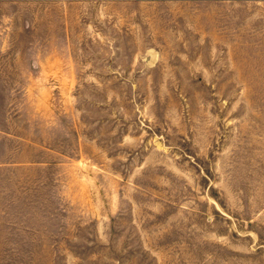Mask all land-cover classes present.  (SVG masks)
<instances>
[{"label": "rangeland", "instance_id": "1", "mask_svg": "<svg viewBox=\"0 0 264 264\" xmlns=\"http://www.w3.org/2000/svg\"><path fill=\"white\" fill-rule=\"evenodd\" d=\"M208 1L0 0V264H264V37Z\"/></svg>", "mask_w": 264, "mask_h": 264}, {"label": "crops", "instance_id": "2", "mask_svg": "<svg viewBox=\"0 0 264 264\" xmlns=\"http://www.w3.org/2000/svg\"><path fill=\"white\" fill-rule=\"evenodd\" d=\"M253 3V8L250 9L248 14L250 27L249 29H243V23L241 18V8L238 7H227L220 5L219 0H209L206 6L201 9H192L193 5L188 4L189 8L178 9V11H184L186 15L187 33L191 34L190 37L200 38V44L206 45L207 48H219L223 49L230 47H240V40L242 38V32H251L253 37H264V25L259 29L255 28V24L258 21L264 23V0H250ZM237 3V2H235ZM260 8V12L255 10ZM191 21L194 22V29H190ZM231 39L233 42H231ZM239 40V41H238ZM190 41L179 44L181 46L190 45ZM212 50V49H211ZM221 51V52H222ZM212 52H214L212 50ZM224 53V52H223ZM33 78L47 77L50 78L49 72L36 71L33 72ZM45 88V89H44ZM17 92V90H14ZM24 93V89L21 90ZM25 94L29 95V100L35 115L37 117H42L48 119L49 121L55 120L56 112L53 109V95L51 88L41 87H31L25 89ZM46 150H50L46 148ZM1 163V162H0Z\"/></svg>", "mask_w": 264, "mask_h": 264}]
</instances>
